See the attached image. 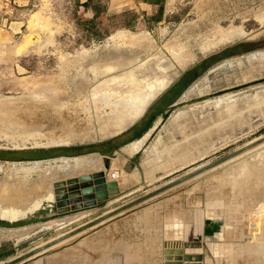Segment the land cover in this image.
<instances>
[{
    "label": "rangeland",
    "instance_id": "374dc122",
    "mask_svg": "<svg viewBox=\"0 0 264 264\" xmlns=\"http://www.w3.org/2000/svg\"><path fill=\"white\" fill-rule=\"evenodd\" d=\"M84 1L0 0V264L86 220L81 215L74 222L70 212L50 215L55 189L77 173L100 169L99 141L138 118L155 127L134 155L140 170L126 178L109 175L122 178L124 187L132 183L137 191L129 197L200 168L169 192L228 195L234 206L247 194L234 197L226 181H257L246 197L249 206L240 208L245 213L256 207L259 192L264 195V144L248 147L264 136V97L251 96L264 89V63L248 58L264 50V0H92L87 7ZM93 3L106 6L99 38L81 21L92 17ZM235 26L253 34L216 42L220 30ZM151 95L145 114L133 119L138 100ZM91 146L96 152L36 158L48 148ZM86 154L99 162L58 167L63 157ZM244 163L249 173L232 174ZM179 196L170 200V209H178ZM180 204L189 210V198ZM142 208L119 226L125 235L135 237L161 217L159 207ZM244 218L234 235L193 239L184 249L200 252L201 264H264V236L243 237ZM69 240L51 252H64ZM215 242L232 247L212 253Z\"/></svg>",
    "mask_w": 264,
    "mask_h": 264
},
{
    "label": "crops",
    "instance_id": "0c3cea01",
    "mask_svg": "<svg viewBox=\"0 0 264 264\" xmlns=\"http://www.w3.org/2000/svg\"><path fill=\"white\" fill-rule=\"evenodd\" d=\"M138 122L133 124L131 126L132 128L129 127L127 130H125L128 132H126L121 138L120 141H122L123 144L119 147H116L112 151H107L106 147L108 145L104 144L101 145L102 149H97V152L101 154H98L99 157L103 155L110 158L109 175L110 173L119 172V175L126 178L130 177V175L135 171L140 170L141 164L139 163V161L135 160L134 155H136L143 148L146 140L150 136L149 131H153L155 127H152V123L145 122L146 124H142L140 122L138 124ZM144 125H148V127L144 129ZM139 141H142L139 149L129 154L128 148L132 146V144ZM125 150L126 152H124ZM86 155L91 157L86 163L99 162L97 156H94L92 154ZM127 161H130L135 165V168L130 173L123 169ZM242 165H245V167L242 168ZM242 165L233 170V172L236 173V171L240 169V173L244 171L242 169H245V171L249 173V169H246V167H248L246 166V163ZM97 170L99 169L86 170L77 173L76 175L86 172H96ZM175 178L171 180H174ZM115 179L118 180V186L120 189L119 194L110 196L107 201L103 202L100 205L75 210L70 212L67 216L72 217V220L76 222L78 217L81 218L80 216L84 215L83 217H85L86 220H84L82 224H86L88 222H91L92 220H95L97 217L103 216L107 212L116 210L117 208L122 206V204H125L141 196L139 195L129 197L131 194H133L134 191H137V189H134L132 191V183H129L128 186L124 187V182L120 181L122 178L118 179L117 177H115ZM167 182H165L164 184H166ZM226 182L231 185L234 197L237 196L238 198L240 194L248 195V193H252L253 189H255V187L252 186L257 181L246 180L242 182ZM260 182L264 184V181L260 180ZM182 183L169 188L138 205L116 213L115 215L104 219L103 221L91 227L86 228L82 232L73 235L72 237H70L69 242L65 244L66 250L64 252L56 253L55 251H53L50 254H47L48 256L45 254L40 255L37 258L25 261L21 264H165V260L163 258V243L165 241H169L170 243H172V245L170 244L169 248H178L180 242V245L181 247H183V250L185 252L200 254V252H193L187 250L186 248L184 249V246L186 247V245H189V243L193 239L203 238L205 240L212 237H218L221 239L231 233V235H234V233H236L235 231L238 232V230L240 229V227L237 226V223L243 220V216H245L244 220L246 221V234L243 237L249 235L264 236V204L263 201H259L262 200V198H260V196H262L260 192L258 193L259 199L256 207H254V209H248L245 213L244 208H246V206H249L251 202V198L249 196L248 197L250 200L246 199L247 195L242 199L240 198L237 201L236 205L233 206L228 202H230L231 199H233L232 201H234V198L230 199L228 195L226 196V198H224L223 196L217 194L215 198L207 199L203 198V195H201V192L199 191L190 192L185 190L184 192L180 189L174 194L169 192L173 189H176L177 187H180ZM220 184L223 185L225 184V182H222ZM193 188L194 187H192V189ZM200 189H202V187H200ZM217 189L220 190V188ZM177 195H180V202H182L183 200L186 201V199L189 198V210L191 214H187V211H189L187 210L188 205H181L180 202L178 205V209H170V200L176 201ZM138 207H143L141 210H139L142 212L153 207H159V209H162V211H160L162 212L161 217L159 216L154 224L151 223V226L147 225L146 228L140 229V231L138 230L139 235L135 237L128 234L125 235L124 231L126 230H122V228L120 229L119 226L128 219L137 216L138 214L134 211V209ZM242 207H244L243 210L240 209ZM243 213H245V215ZM230 219H232L231 222L234 224L233 226L230 224ZM80 224L81 223L76 224L73 228H70V230L75 229ZM157 240H160L159 243H157ZM227 244L226 242L210 243L212 253L226 252L227 250L230 251L232 246L229 242H227ZM262 254L264 255V246ZM202 260L203 257L198 264H201Z\"/></svg>",
    "mask_w": 264,
    "mask_h": 264
},
{
    "label": "water",
    "instance_id": "95a60500",
    "mask_svg": "<svg viewBox=\"0 0 264 264\" xmlns=\"http://www.w3.org/2000/svg\"><path fill=\"white\" fill-rule=\"evenodd\" d=\"M262 29H264V26L260 27V30ZM154 99L155 98H153L148 103V106L154 101ZM148 106H146V108L144 109L140 117H142L145 114ZM139 119L140 118H138L135 122L129 124L127 127H125L124 130L120 131L119 133L112 135L108 137L107 139L100 140L99 142L100 143L105 142L107 140L114 138L116 135L122 133L123 131L131 127L133 124H135ZM262 144H264V136L260 138H256L254 141L248 144V147L249 146L258 147ZM100 158L102 161V167L98 171L81 173L77 176L69 177V178H66L64 181H62V184L64 185L63 189L60 191H57V189H55L56 190L55 192L57 195L55 196V200L53 203L54 213L50 215L52 216L63 215V214H67L75 210H79V209H83V208H87L91 206H96L108 200L110 196L119 194L120 189L118 186V180L109 178L110 158L103 156V155ZM134 168H135V165L132 164L130 161H127L123 167V169L129 173ZM200 171H202V168L194 172L185 174L174 180H171L170 182H167L163 186H160L152 191L146 192L145 194L139 196L138 198H135L134 200H131L123 204L116 210L107 212L103 216L97 217L95 220H92L91 222H88L86 224H81L73 230L66 231L60 237H56L46 242L45 244L37 246L36 248L13 258L12 260L8 261L6 264H21L25 261L37 258L40 255L51 253L52 251L51 249H53L54 245L60 243L61 241L68 239L69 237L77 233L82 232L86 228L91 227L103 221L104 219H107L115 215L116 213H119L128 208H131L137 204H140L162 193L163 191L169 188L177 186L181 182L194 176ZM35 214H38V213H35ZM31 219H34V218H31ZM0 222L5 223V221L1 217H0ZM167 244L168 243L165 241L164 242V257H163L165 260V264H198L202 259V255L199 253H195V254L185 253L181 245H179L178 248L172 250V249L167 248Z\"/></svg>",
    "mask_w": 264,
    "mask_h": 264
},
{
    "label": "bare ground",
    "instance_id": "6f19581e",
    "mask_svg": "<svg viewBox=\"0 0 264 264\" xmlns=\"http://www.w3.org/2000/svg\"><path fill=\"white\" fill-rule=\"evenodd\" d=\"M259 17L260 18H263V15H259ZM264 21V20H263ZM221 31V30H220ZM219 31V35H218V37H219V39L216 41V42H218V41H228V40H232V39H234L235 37H243V38H247V37H249L250 35H252L251 33H249V32H247V31H245V30H243L242 29V27H238V26H235V27H231L230 29H228V30H223V31H221L220 32ZM218 32V31H217ZM248 58L250 59V60H261L263 63H264V50H260V52H253V53H250L249 55H248ZM252 97H255V98H263L264 97V89H260V90H258L257 92H255V94L254 95H251ZM250 96V97H251ZM154 98V95L152 96L151 95V97L149 96V97H147V96H143V98H141L142 100H138V102H137V104H136V106H137V108H135L134 109V111L131 113V117H134L133 119H137L139 116H141V114L143 113V111H144V108H145V106H146V104L148 103V101L149 100H152ZM244 98H245V96H244ZM237 99V98H236ZM249 99V98H248ZM235 100V99H234ZM238 100V99H237ZM235 102V101H234ZM238 102V101H237ZM128 121L126 122V123H128L129 122V119H127ZM132 121V120H131ZM135 121V120H134ZM131 123V122H130ZM129 124V123H128ZM124 127H126V126H124ZM65 140V139H64ZM141 143H142V141H139V142H136V143H134V144H132V146H130L129 148H128V150H129V154H131L132 152H134V151H137L138 149H139V147H140V145H141ZM263 147V146H262ZM259 148V147H258ZM126 149V148H125ZM256 149H257V147H256ZM127 150V149H126ZM126 150L124 151V152H126ZM254 150H255V148H254ZM262 150V149H261ZM128 152V151H127ZM249 152V151H248ZM246 153V152H245ZM245 153H244V156H245ZM91 155V154H90ZM240 156H242V155H240ZM239 157V156H238ZM89 158H91V157H89L88 155H82V156H75V157H63L62 158V163L61 164H57L58 165V167L60 168V169H67V170H70L69 168H75V167H80V166H82V165H86L87 163V161H88V159ZM236 158V157H235ZM234 159V158H233ZM229 161V160H228ZM232 161V160H231ZM235 161V160H234ZM253 161V160H252ZM254 161H256V160H254ZM86 163V164H85ZM227 163H229L230 164V162H227ZM252 163V162H251ZM224 164V163H223ZM225 164H226V162H225ZM37 165H38V163H37ZM52 165V164H51ZM242 165V164H241ZM240 165V166H241ZM256 165V164H255ZM219 166H222V165H219ZM247 166V165H246ZM23 167V166H22ZM49 167H50V165H49ZM55 167H56V165H55ZM54 166L53 167H51L52 169L54 168V169H56ZM239 167V166H238ZM243 167H245V165L243 166L242 165V168ZM252 167V166H251ZM25 169H29L30 167H24ZM23 168V169H24ZM248 167H246V169H247ZM53 169V170H54ZM214 169V168H213ZM240 170V169H239ZM242 170H244L243 172L244 173H248V172H246L245 171V169H242ZM241 171V170H240ZM250 171V170H249ZM231 173V172H230ZM229 173V174H230ZM241 173V172H240ZM229 174H228V176H229ZM233 174H234V172H233ZM113 176V175H112ZM199 176V175H198ZM230 177V176H229ZM228 178V177H227ZM230 179V178H229ZM263 181V180H262ZM234 182V181H233ZM243 187V186H242ZM72 237V236H71ZM68 239H70V237L68 238ZM68 239H65V240H63V241H61L60 243H58V244H56V245H54V247L55 246H57V245H60L61 243L63 244L64 243V241H67ZM167 248H169L168 246H167ZM169 249H175V248H169ZM262 253H263V251H261ZM172 262V261H171Z\"/></svg>",
    "mask_w": 264,
    "mask_h": 264
},
{
    "label": "trees",
    "instance_id": "16d2710c",
    "mask_svg": "<svg viewBox=\"0 0 264 264\" xmlns=\"http://www.w3.org/2000/svg\"><path fill=\"white\" fill-rule=\"evenodd\" d=\"M92 0H85L82 5L87 7L89 5V3L91 2ZM96 3H93L92 4V10H93V15L91 18H82V22L83 24H85V26H87V30L88 32L92 31V32H95L94 36L96 38H99L98 37V34H97V24L102 22L101 20V15L103 13L106 12V6H103V5H97L95 6ZM145 123V120L141 119L139 123ZM150 123V122H148ZM148 127V125H144V129H146ZM132 128V127H131ZM130 128V129H131ZM128 132V131H125L121 134H119L118 136H115L114 138L108 140V141H105V142H102L101 145H104V144H107L108 146L106 147V150L107 151H112L113 149H115L116 147H119L120 145H122V141L121 138L124 136V134ZM93 148H96L95 146H91L89 147L88 151H81L82 149L81 148H48V149H45V150H40L42 154H37V157L36 158H47V157H50V156H58V155H65V156H74V155H77V154H83V153H87V152H92V151H96L95 149ZM70 150L74 151V153H69ZM57 153V154H56ZM39 155V156H38ZM9 157V156H8ZM23 157H32V156H23ZM20 158V159H25V158ZM8 159V158H7ZM11 159V158H10Z\"/></svg>",
    "mask_w": 264,
    "mask_h": 264
}]
</instances>
